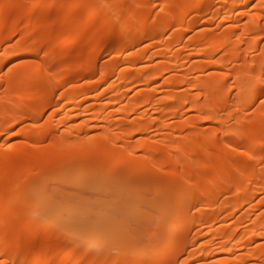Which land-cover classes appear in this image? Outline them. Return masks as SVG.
I'll return each mask as SVG.
<instances>
[{"label": "bare ground", "instance_id": "6f19581e", "mask_svg": "<svg viewBox=\"0 0 264 264\" xmlns=\"http://www.w3.org/2000/svg\"><path fill=\"white\" fill-rule=\"evenodd\" d=\"M264 0H0V264H264Z\"/></svg>", "mask_w": 264, "mask_h": 264}, {"label": "snow or ice", "instance_id": "6c2138e0", "mask_svg": "<svg viewBox=\"0 0 264 264\" xmlns=\"http://www.w3.org/2000/svg\"><path fill=\"white\" fill-rule=\"evenodd\" d=\"M262 103H264V101H262Z\"/></svg>", "mask_w": 264, "mask_h": 264}]
</instances>
